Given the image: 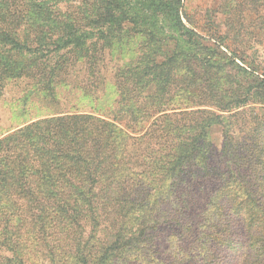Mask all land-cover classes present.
<instances>
[{"label":"trees","instance_id":"16d2710c","mask_svg":"<svg viewBox=\"0 0 264 264\" xmlns=\"http://www.w3.org/2000/svg\"><path fill=\"white\" fill-rule=\"evenodd\" d=\"M64 1L72 0H0V40L8 45L1 55L9 58L0 63V90L7 79L57 67L65 72L77 56L90 62L91 52L102 47L93 35L121 28L131 3L96 0L91 6L81 0L69 11ZM240 2L246 7V0ZM140 4L164 11L181 31L182 16L197 31L214 28L211 16L192 22L183 0ZM133 14L131 24H143ZM218 45L230 53L227 65L239 59L245 66L238 70L264 75L243 58L245 49ZM135 73L130 79L123 73L109 118L60 114L0 138V198L4 183L12 186L8 204L0 202V264L40 258L50 264H264V77L239 95L227 73L228 88L218 93V81L204 72L199 89L189 90L194 95L207 93L221 110L248 100L262 106L236 108L227 116L206 109L180 113L186 122L163 113L142 133L143 122L165 98L141 92ZM126 79L140 83V90L128 88ZM212 114L223 128L218 151L208 130Z\"/></svg>","mask_w":264,"mask_h":264},{"label":"rangeland","instance_id":"374dc122","mask_svg":"<svg viewBox=\"0 0 264 264\" xmlns=\"http://www.w3.org/2000/svg\"><path fill=\"white\" fill-rule=\"evenodd\" d=\"M80 1H64L66 4L62 2L61 5L63 9L72 11L77 9ZM94 1L96 0H88V3L93 6ZM240 1L183 0L185 10L192 22L200 24L206 16H211L210 21H214L213 29H210V25H205L204 31H197L182 16L184 28L194 30L191 33L186 32L184 28L181 31L176 28L177 26H173L172 17L164 11L157 13L146 11L140 4L141 0H131L121 28L116 27L106 36L93 35V39L96 37L95 44H102V47L91 52L90 62L83 61L81 56H77V60L71 61V66L65 72L57 67L46 73L41 70L36 71L34 77L7 79L0 90V138L34 121L60 114L93 112L100 116L111 117L110 112L119 99L120 91L117 86L125 81L123 73L130 79L132 72H136L134 76L142 82L141 92L148 96L152 95L155 99L157 96L165 98V101L156 107L158 111L151 113L148 120L143 122L142 133L151 125L155 117L163 113L177 115L176 117L182 120L183 116L180 113L197 109H206L211 113L214 112V115L227 116L228 113L237 110L238 106L228 104L225 110H221L209 103L207 93L198 97L189 90L193 87L195 88L193 91L199 89L196 85L203 79L204 72H207L204 78L211 80L215 78L218 81V93L228 88L227 83L223 84L227 73L229 79L233 80L232 85H238L235 92L239 95L246 90L247 84L251 81L256 82L258 77H264L260 75V71L251 74L249 69L247 72L238 70V65L245 66L239 59L227 65L225 60H229L230 53L226 51L224 45H220L218 49V44L224 42L238 52L245 49L243 58L255 62L252 66L254 69H256L254 66H257L264 70V0H246V7ZM87 12L92 14L94 10ZM133 13L142 17L143 24L139 20L140 23L131 24L132 20H136ZM33 14L36 16L34 11ZM238 30L241 31L240 36H237ZM199 36L205 41L197 38ZM211 36L214 38H210ZM218 36L222 37L214 47L212 43ZM233 38L237 41H233ZM193 41L199 44L195 45ZM206 45L214 48L215 51L205 49ZM7 46L4 40H0V63L9 59L5 52L1 55L2 49H6ZM221 50L224 55L220 54ZM7 70L3 68L4 72ZM127 80L128 88L136 86V90H140V83L134 85V82ZM50 87L52 90L47 91ZM161 87L165 90H160ZM123 90L126 92L124 88ZM137 99L142 100L140 97ZM249 106L262 105L255 100H248L242 107L249 108ZM213 114L214 121H211L212 125L208 130L215 151H218L222 145L223 128L217 123L218 119ZM219 119L223 120V124H229L227 118ZM129 133L136 136L132 132ZM47 185L48 183L44 182L42 187L45 188ZM11 190V184L4 183L1 187L3 195L0 198L1 204H8ZM28 264L50 263L40 258Z\"/></svg>","mask_w":264,"mask_h":264}]
</instances>
